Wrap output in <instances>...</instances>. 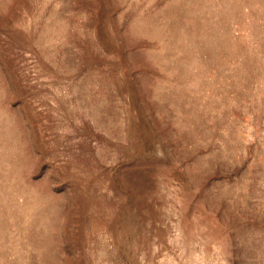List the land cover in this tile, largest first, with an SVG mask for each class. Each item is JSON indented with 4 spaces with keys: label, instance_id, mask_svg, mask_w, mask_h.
<instances>
[{
    "label": "rangeland",
    "instance_id": "1",
    "mask_svg": "<svg viewBox=\"0 0 264 264\" xmlns=\"http://www.w3.org/2000/svg\"><path fill=\"white\" fill-rule=\"evenodd\" d=\"M0 264H264V0H0Z\"/></svg>",
    "mask_w": 264,
    "mask_h": 264
}]
</instances>
